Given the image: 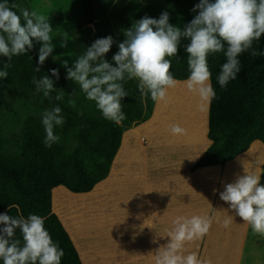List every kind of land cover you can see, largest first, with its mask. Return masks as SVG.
<instances>
[{"label": "clouds", "instance_id": "clouds-1", "mask_svg": "<svg viewBox=\"0 0 264 264\" xmlns=\"http://www.w3.org/2000/svg\"><path fill=\"white\" fill-rule=\"evenodd\" d=\"M9 6L8 0L0 2V56L7 57L29 52L33 40L41 44L38 63L43 65L54 51L51 33L53 28L49 19L35 10H22L21 17ZM193 12L197 15L183 28L169 22V13L164 11L159 18L143 17L124 30L125 39L118 43V52L109 63L104 57L110 51L112 36L96 39L86 52L68 67L66 78L78 84L87 99L94 101L103 117L120 125L126 119L122 112L121 100L128 94L123 87L127 80H137L142 95H149L153 101L167 102L168 91L177 84L170 72L171 60L168 57L178 55L182 39L187 53L189 76L187 88L198 95L201 102L210 103L216 93L210 83L211 72L207 64L210 53L224 51L226 62L222 64L217 77L221 87L236 78L240 69L238 56L252 49L253 41L264 35V0H199ZM67 37L60 40V47L68 46ZM251 55H264V52L252 50ZM10 64H5V69ZM37 72L40 68L37 67ZM51 76L59 79V70L51 69ZM8 72L0 70V78H6ZM37 92L50 98L55 89L54 81L45 75L39 80L33 79ZM62 99L61 95L55 97ZM61 108L53 107L42 113V124L46 137L44 144L51 147L60 137L54 134V126L64 123L60 115ZM180 125L170 126L174 136L185 134ZM244 175H237L234 182L227 183L219 193L220 199L229 205L235 216L251 227L253 233L264 237V184L261 176L244 169ZM216 191V190H214ZM233 216L223 221L227 228ZM45 221L39 215L30 214L13 218L0 214V260L3 264H61L63 249L54 243L50 233L44 227ZM212 220L206 216H177L168 231L169 241L161 245L153 256L154 264H211L203 261L196 252L184 254L186 242L202 239L209 233ZM16 229L21 239H13Z\"/></svg>", "mask_w": 264, "mask_h": 264}, {"label": "trees", "instance_id": "trees-1", "mask_svg": "<svg viewBox=\"0 0 264 264\" xmlns=\"http://www.w3.org/2000/svg\"><path fill=\"white\" fill-rule=\"evenodd\" d=\"M81 2L82 21L91 22L94 19L93 0ZM197 3L199 0H128L122 12L133 13L141 19L145 16L159 18L162 12L167 11L169 22L183 28L198 14L192 11ZM8 4L17 5L12 10L21 17L23 25L22 10L27 0H8ZM187 43L182 39L178 55L168 57L171 60L170 72L177 79H187L190 74L184 47ZM40 47L41 44L33 40V48L29 52L13 56L10 62L7 57L0 56V70L8 72L6 78H0V214L25 219L30 214L41 216L53 242L64 251L61 264H82L69 233L51 208L50 190L57 184L71 191L92 190L109 171L123 131L133 123L148 118L155 101L150 94L144 95L146 102L143 106L137 97L140 93L138 81L126 79L122 83L128 95L121 100L126 119L120 125L105 119L102 113L78 110L57 78L51 76L46 62L43 65L38 63ZM226 49L225 43L224 51ZM252 50L264 52V35L258 41H253L252 49L238 56L241 70L225 87H221L217 80L221 66L226 62L224 51L207 56L210 83L216 95L208 103L207 136L210 143L194 167L224 163L246 150L254 139L264 143V55L253 56ZM116 52L118 48L112 47L107 55L108 62L113 66L112 57ZM6 63L10 66L5 69ZM37 67L40 68L39 72L36 71ZM45 75L55 85L50 98L44 97L42 91L37 92L33 83L34 78L39 80ZM7 93L23 98L37 94L51 107L59 106L65 116L63 134L70 133L78 142L66 144L58 141L46 147L42 118L35 114H28L24 118L18 135L7 136L1 122V111L9 107ZM57 95H61L62 99L56 100ZM13 239L22 241L19 229H16ZM0 264H3L2 260Z\"/></svg>", "mask_w": 264, "mask_h": 264}, {"label": "crops", "instance_id": "crops-1", "mask_svg": "<svg viewBox=\"0 0 264 264\" xmlns=\"http://www.w3.org/2000/svg\"><path fill=\"white\" fill-rule=\"evenodd\" d=\"M155 103L148 118L123 131L109 171L92 190L71 191L62 184L50 190L51 208L82 264H154L152 254L168 243L173 219L192 215L206 216L212 225L202 239L185 243V255L196 252L211 264H264V237L219 195L244 169L264 184L263 142L254 139L224 163L194 167L210 143L207 129L192 117L190 123H176L170 109ZM174 124L185 134L172 135ZM229 216L234 220L225 228Z\"/></svg>", "mask_w": 264, "mask_h": 264}, {"label": "rangeland", "instance_id": "rangeland-1", "mask_svg": "<svg viewBox=\"0 0 264 264\" xmlns=\"http://www.w3.org/2000/svg\"><path fill=\"white\" fill-rule=\"evenodd\" d=\"M127 1L93 0L94 19L91 22L84 23L82 21L83 6L81 0H27L25 9L35 10L38 14L49 19L53 28L51 33L52 43L55 47L53 53L46 58L45 62L49 71L51 69L59 70V79L57 80L78 110L101 113L95 102L86 98L79 85L66 78L67 70L63 66V62L66 60L68 67H72L73 62L83 55L87 48L98 38L112 36L115 41L112 47L118 48V43L125 39L124 30L131 28L133 23L140 20L133 13L122 12V7ZM65 37L69 41L68 46L66 48L60 47V40ZM112 47L104 57L106 60ZM175 79L177 84L174 88L169 89L167 102L159 101V107L170 109L172 115H174L173 117H176L174 119L176 123H190V117H192L194 123H196L194 120L198 119L201 128L203 130L207 129L208 103L201 102L198 95L187 88L186 78H183L185 80ZM175 94L176 96H174ZM137 97L145 106L146 99L144 95L140 92ZM7 98L9 107L1 111V122L7 136L19 134L22 122L28 114H35L37 117L42 118V113L45 110L53 108L42 99L41 95L37 94L29 98H23L7 93ZM60 115L65 120V116L62 113ZM62 125L54 126L53 129L54 134L60 137L59 141L66 144H76L78 139L71 136L70 133L63 134ZM261 143L258 140V144ZM262 144V147H264V143ZM99 200H101V196Z\"/></svg>", "mask_w": 264, "mask_h": 264}, {"label": "bare ground", "instance_id": "bare-ground-1", "mask_svg": "<svg viewBox=\"0 0 264 264\" xmlns=\"http://www.w3.org/2000/svg\"><path fill=\"white\" fill-rule=\"evenodd\" d=\"M183 92V91H182ZM192 93V92H191ZM187 95V94H186ZM174 96H176V94L174 95Z\"/></svg>", "mask_w": 264, "mask_h": 264}]
</instances>
